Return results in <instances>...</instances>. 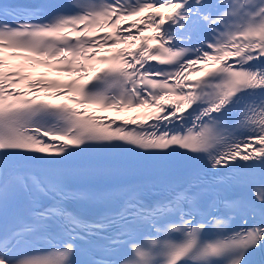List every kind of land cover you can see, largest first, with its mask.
<instances>
[{
    "label": "snow or ice",
    "instance_id": "obj_1",
    "mask_svg": "<svg viewBox=\"0 0 264 264\" xmlns=\"http://www.w3.org/2000/svg\"><path fill=\"white\" fill-rule=\"evenodd\" d=\"M257 252L264 0L0 3V264Z\"/></svg>",
    "mask_w": 264,
    "mask_h": 264
}]
</instances>
